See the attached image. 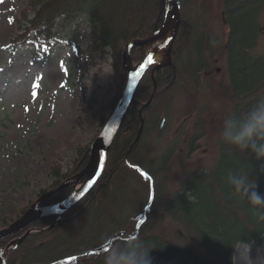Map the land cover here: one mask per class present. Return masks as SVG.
I'll list each match as a JSON object with an SVG mask.
<instances>
[{"label": "trees", "instance_id": "1", "mask_svg": "<svg viewBox=\"0 0 264 264\" xmlns=\"http://www.w3.org/2000/svg\"><path fill=\"white\" fill-rule=\"evenodd\" d=\"M195 1L182 0L183 25L172 50L173 64L155 73L158 93L146 109L143 105L154 91L152 70L142 79L136 102L129 107L114 136L107 167L97 186L67 211L54 229L47 230L58 216L44 217L30 227L40 232L32 233L21 247L10 251L7 264H103L110 248L95 255L91 253L111 240V237L102 239L99 226L115 217L119 200L125 203L134 177L141 172L151 177L147 180L141 175L149 192L151 187L155 192L153 204L143 212L123 218L118 229L123 232L122 237L112 244L124 242L130 235L138 236L154 247L150 253L153 264H234L233 255L239 244L264 246V221L252 213L247 201L236 195L224 180L229 170L250 173L257 181V190L264 194V170L248 154L220 139L226 117L219 118L214 127L218 150L214 163L188 178L166 200L163 198L169 184L166 171L174 159L176 146L152 162L142 158L144 142L158 128L164 114H168L177 92L181 89L192 97L200 95L203 87H210L208 74L215 71L223 58L228 84L220 87L233 109L228 116L241 115L264 97V56L255 52L264 37V0H223L227 25L224 40L211 34L203 13L197 21L188 17L185 7ZM166 5L167 0H28L26 9L15 17L17 33L12 37L10 50L16 51L35 41L49 45L67 31L70 18L83 14L92 30L91 54L110 50L113 80L121 92L127 83L122 58L125 45L155 36L165 23ZM152 48L133 47L129 58L137 65ZM118 100L111 107L113 112ZM141 109L145 127L140 142L136 143L142 126ZM107 120L102 122L104 128ZM205 135L197 132L188 138V158L201 149L200 141ZM92 151L91 145L79 146L73 168L66 173L55 163L50 172L53 193L43 190L46 198L41 208L61 204L72 196L70 181L86 169ZM64 184L67 185L63 190L54 193ZM26 232L27 229L0 241V247L6 248ZM77 233L85 236L81 238ZM78 256V260L72 259Z\"/></svg>", "mask_w": 264, "mask_h": 264}, {"label": "rangeland", "instance_id": "2", "mask_svg": "<svg viewBox=\"0 0 264 264\" xmlns=\"http://www.w3.org/2000/svg\"><path fill=\"white\" fill-rule=\"evenodd\" d=\"M27 2L0 0V230L15 223L25 214H22L25 209L26 213L31 209L42 210L40 204L46 198L43 190L48 194L53 193L50 188L53 182L50 172L55 163L60 164L64 173L73 168L77 148L87 144L93 146L106 128L102 124L103 120L108 119V122L114 113L111 109L114 101L116 98L120 100L124 93V89L119 92L113 80L115 71L110 50L106 48L91 54L92 30L83 14L70 18L67 31L51 44L35 41L12 52V37L17 33L14 20L26 9ZM180 10L179 31L183 25L182 4ZM185 10L188 17L195 21L203 13V19L211 26V34L225 39L227 25L223 0H196L187 5ZM166 17L167 12L165 21ZM165 23L155 36L162 32ZM87 31L90 32L84 34ZM159 43L155 45L159 46ZM126 45L122 58L125 56ZM129 52L126 55V67L135 70L137 65L130 60ZM255 52L264 56V37ZM217 65L215 71L208 74L211 77L210 87H203L200 95L192 97L181 89L177 92L168 107V114H164L158 128L144 142L142 158L146 162L159 159L176 146L174 159L166 171L169 184L164 200L181 189L188 178L202 169H208L218 156L214 127L218 125L219 118L227 117L233 109L220 87L228 84L225 59ZM153 90L150 98L154 96V100L158 93L157 81H154ZM153 100L146 108L151 106ZM148 103L143 105V109H146L144 106ZM139 114L142 125L140 131L143 128V132L145 125L142 124V109ZM162 123L164 125L161 129ZM197 132L206 133L200 141L202 147L193 157L188 158V138ZM140 140H136V143ZM81 174L70 181L73 185L72 194L85 183V179H80ZM152 189L149 192L147 181L141 175H136L125 203L119 200L113 215L115 217L99 226L102 239L111 237L114 241V236L123 234L118 232L122 219L147 210L154 192ZM64 215L61 218L58 216L47 230L54 229ZM78 235L81 238L85 236L84 233ZM98 249L91 253L95 255L93 252ZM233 256L234 264H264V246L239 244Z\"/></svg>", "mask_w": 264, "mask_h": 264}, {"label": "water", "instance_id": "3", "mask_svg": "<svg viewBox=\"0 0 264 264\" xmlns=\"http://www.w3.org/2000/svg\"><path fill=\"white\" fill-rule=\"evenodd\" d=\"M181 4H182V0H167V6H166L167 17L165 21L166 23L164 29L158 36H154L145 41L136 40L126 45L125 56H124L125 58L123 57L124 58L123 65H124V69L127 72V83L123 91L124 93L120 98V100L118 101L117 108L112 114V117L107 122L106 128L99 135L98 139L96 140V142H94L92 146L93 151H92L90 163L88 164V166L80 176V179H85V183L83 187L80 190L75 191V193H73L70 198H68L61 204L55 205L50 208H42V210L39 211L31 209L30 211L22 215L15 223L9 225L8 228L0 230V241L10 238L11 236H15L21 233L22 231L32 227V225H34L36 222L42 220L43 217L59 216V218H61L67 211L73 208V206H75L78 201L86 197L87 194L97 186V182L102 177L107 167L108 156L110 152L109 148L115 138L114 136L118 131L119 125L122 122L123 118L125 117L129 107L135 103L134 102L135 95L137 93L138 86L142 82V79L150 70H152V78L154 79V74L156 72H159L163 68L171 67V65L173 64L172 50L174 47V43L177 39V36L179 34L178 31L181 24L180 22ZM170 37H171L170 42H168L166 46L161 47V45L165 44V42L168 41ZM159 41L161 42L159 43ZM158 43L159 46H156L155 44ZM134 46L135 47L140 46L145 48H148L149 46H154V47L153 49L146 52L144 56L145 58L140 63L137 64L135 70H132L126 67V57H127L126 55H128V52ZM149 53L153 54L155 63L146 65V67H144V71L140 72V66L146 64L147 55ZM134 73H139V75L134 77L133 76ZM154 81L156 83V79H154ZM153 98L154 96L150 98L149 103L145 105L144 108L150 105ZM143 123L144 122H142V124ZM163 125L164 124L162 123L161 129L163 128ZM142 129L140 131V134L142 132ZM140 134H139V138L137 139V142L140 140ZM102 154L105 157V160H104L103 170L101 171L100 158ZM98 172L100 173L99 177H97ZM92 180H96V183L86 192H82V190L87 188L88 183ZM65 187L66 186L54 191V193L63 190ZM76 196H80V198L75 199ZM153 198H154V192L152 193V198L149 202L150 204L148 208L152 206L153 204L152 202L154 200ZM37 231L38 229L36 228L29 229L28 232L23 237H21V239H15L11 241L10 245L4 249L0 248V264H7L10 256V251L19 248L21 244L24 243L23 241L28 236L32 235V233H35ZM121 236L122 234H118L114 236L112 239L116 240ZM112 241L113 240H111L104 247H100V249L94 251L93 253L95 254L101 253V251H103L104 249H108L110 247V244H112Z\"/></svg>", "mask_w": 264, "mask_h": 264}, {"label": "clouds", "instance_id": "4", "mask_svg": "<svg viewBox=\"0 0 264 264\" xmlns=\"http://www.w3.org/2000/svg\"><path fill=\"white\" fill-rule=\"evenodd\" d=\"M81 30L84 31L83 26ZM219 135L225 144L240 153L248 154L264 170V97L259 98L241 115L226 117ZM224 180L236 195L247 201L252 213L264 221V194L257 190L256 179L250 173L229 170ZM153 249L138 236L130 235L124 242L110 244L103 264H153L150 255Z\"/></svg>", "mask_w": 264, "mask_h": 264}, {"label": "snow or ice", "instance_id": "5", "mask_svg": "<svg viewBox=\"0 0 264 264\" xmlns=\"http://www.w3.org/2000/svg\"><path fill=\"white\" fill-rule=\"evenodd\" d=\"M170 40H171V37L169 38L168 41L165 42V44L161 45V47L166 46V44H167L168 42H170ZM152 63H155L154 56H153L152 53H149V54L147 55V61H146V64L140 66V72H143V71H144V67H146V65H148V64H152ZM137 75H139V73H134V74H133L134 77L137 76ZM35 95H36V93L33 92V96H35ZM104 160H105V157H104L103 154H102V155H101V158H100V162H101V171L103 170ZM137 171H140V169H137ZM99 174H100V173L98 172V173H97V177H99ZM141 175H142L145 179H147V180H151V177H150L146 172H141ZM95 183H96V180H92V181H90V182L88 183V185H87V188L83 189L82 192H86V191H87L88 189H90ZM79 198H80V196H76V197H75V199H79ZM140 223L143 224L144 221H140ZM72 259H75V258L73 257Z\"/></svg>", "mask_w": 264, "mask_h": 264}]
</instances>
